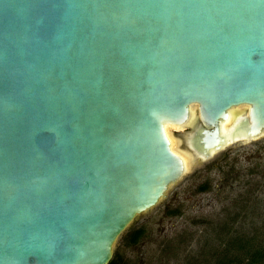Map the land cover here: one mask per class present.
Listing matches in <instances>:
<instances>
[{"label":"water","instance_id":"water-1","mask_svg":"<svg viewBox=\"0 0 264 264\" xmlns=\"http://www.w3.org/2000/svg\"><path fill=\"white\" fill-rule=\"evenodd\" d=\"M168 126L264 138V0H0V264H109L189 172Z\"/></svg>","mask_w":264,"mask_h":264},{"label":"rangeland","instance_id":"rangeland-1","mask_svg":"<svg viewBox=\"0 0 264 264\" xmlns=\"http://www.w3.org/2000/svg\"><path fill=\"white\" fill-rule=\"evenodd\" d=\"M191 128L175 131L183 152L181 133ZM139 229L143 235L132 243ZM247 240L253 243L247 248L264 245V138L192 163L167 197L118 238L113 259L118 264H217L246 254L241 244Z\"/></svg>","mask_w":264,"mask_h":264},{"label":"trees","instance_id":"trees-1","mask_svg":"<svg viewBox=\"0 0 264 264\" xmlns=\"http://www.w3.org/2000/svg\"><path fill=\"white\" fill-rule=\"evenodd\" d=\"M143 230H137L131 237V242L136 243L142 237ZM242 240L237 239L236 243L239 244ZM252 240H247L243 245V251L246 252L242 254V256H230L224 261H219L217 264H264V245H257L255 247L247 248V246L251 245ZM253 245V243H252ZM109 264H118L116 260L112 259Z\"/></svg>","mask_w":264,"mask_h":264},{"label":"bare ground","instance_id":"bare-ground-1","mask_svg":"<svg viewBox=\"0 0 264 264\" xmlns=\"http://www.w3.org/2000/svg\"><path fill=\"white\" fill-rule=\"evenodd\" d=\"M192 109H193L192 113L194 114L196 107H193ZM166 130H167V134H168V136L172 142V149L185 160V165L187 167V171H189V168L191 166L190 156L187 153L180 150V146L178 145V140L175 138V131L180 130V129L178 127L168 126L166 128Z\"/></svg>","mask_w":264,"mask_h":264},{"label":"flooded vegetation","instance_id":"flooded-vegetation-1","mask_svg":"<svg viewBox=\"0 0 264 264\" xmlns=\"http://www.w3.org/2000/svg\"><path fill=\"white\" fill-rule=\"evenodd\" d=\"M194 163H201V162L195 161Z\"/></svg>","mask_w":264,"mask_h":264}]
</instances>
